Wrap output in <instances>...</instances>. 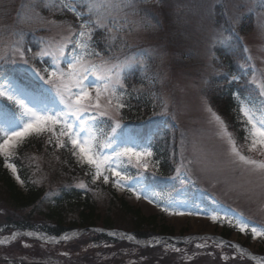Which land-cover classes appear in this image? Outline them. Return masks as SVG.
I'll list each match as a JSON object with an SVG mask.
<instances>
[{
    "label": "rangeland",
    "instance_id": "rangeland-1",
    "mask_svg": "<svg viewBox=\"0 0 264 264\" xmlns=\"http://www.w3.org/2000/svg\"><path fill=\"white\" fill-rule=\"evenodd\" d=\"M50 2L51 0H0V56L11 55L10 51L4 47V42L5 40L14 39V37L10 36V31L18 27H23L25 31L24 48L26 45L25 42H27L28 37L31 36L32 40L36 42V53L40 51L45 42L49 39L54 37L59 40L62 35H67L66 26L68 23H72L74 26L78 27L81 21L77 20L74 13L69 12L67 9L60 10L57 7H46L45 5ZM55 2L59 4L60 0H55ZM87 3L88 0H76V4L80 11L86 10L84 7H80V5H86ZM138 7L141 10L140 15L134 17V19L140 25V30H134L132 34L128 36L127 47L129 49L134 48L131 55L134 54L147 58L149 68L155 73L159 71L161 76L164 77L163 83L154 82L156 87L150 88L147 94L150 99H153H151L152 107L162 102L161 98L167 101V103L172 104V109L175 111L174 115L177 117L180 126H182L186 133L185 140H187V142L184 143V147L186 148L185 152L193 160L192 167L196 173V177L198 176V182L204 186L205 184L209 186L211 192L215 196L226 201L233 210H241L244 216L250 217L252 221L258 220V222L264 223V211L260 210L261 207L264 206V195L249 182L252 178L248 176L240 166L230 163V159L227 156L225 140L218 134L219 125L213 119L212 114L207 110L208 107L211 109L212 107L210 104L211 101L205 93L209 77L220 72L214 71L212 68L208 67L209 61L205 55L207 39L215 30L221 28L217 24L221 23L223 26L225 25V27L228 26V17L231 16L239 15L241 23L242 20H248L247 17L244 16H248L252 14L251 12H254L255 28H250L247 34L242 38L243 42L250 50L252 61L256 67L250 81L253 75H255L259 81L260 73L264 72V31H262V28H264V12L257 11L260 7V0H161V2L160 0H145V2L140 3ZM35 12H39L47 19L57 21L58 24L60 22H63V24L61 26L41 25L39 23L18 25V13L28 16L34 15ZM216 17H218L217 24H215L214 20ZM87 18V16L83 17V19ZM240 23L238 25H240ZM238 25L236 27H238ZM117 43L119 44V41ZM72 47V45H69L65 54H72ZM28 49L31 48L28 47L26 49L29 55L30 53H32V55L35 54L34 48L31 49L32 52L28 51ZM115 49L116 48L113 50ZM26 51L25 56L29 59V65L24 64L20 60L19 55H16L14 57L17 61L15 66L28 72L33 79L43 81L35 72V69L39 68L30 60ZM35 57L41 65L46 66L44 69L51 70L52 63L50 57L41 58L37 55H35ZM213 63L216 69H222L218 66L220 61H213ZM66 64L67 62L64 63V65ZM31 65H34V68ZM43 71L42 73L40 72V75H44L45 72L43 73ZM254 86L257 89V86ZM42 88L46 91L48 96L55 95L50 85H43ZM28 91L35 96L41 94V92H39V94L33 89H28ZM129 93L131 92L129 91ZM133 96L137 97L138 95L133 93ZM128 102L129 99L127 104ZM237 104L238 112L235 113V117L242 123L241 127L245 133L244 118L239 112V101H237ZM157 107L159 108V104ZM124 109H126V107ZM162 109L163 108H161V114L166 117ZM212 112L224 121L228 131L231 132L236 139L237 137L232 128V124L226 120L225 116L220 115L215 109H212ZM122 117L123 119L127 117L124 111H122ZM2 119L3 117H1V120ZM122 123L124 122L122 121ZM98 129L101 130V128ZM40 137L45 139L44 136ZM237 141L242 145L244 143L243 136L239 137ZM17 154L19 156L17 160L30 161L37 152H33L32 147L28 144H23L18 149ZM33 161L39 164V168H36V170H39V173L35 174V177L38 179L36 180L39 181L41 185H46V188L50 190L67 181H72L75 185L81 181L86 183L87 177L85 172L87 169L81 168L76 163L74 157L73 162L78 165V167H75L80 169L81 174H76L74 177L69 176L68 173L72 168L71 165H68L67 168H65V166L63 167L65 170L64 172L61 170L64 177H59V179H56V175L53 174L56 170L60 169L58 165L60 166L62 162L59 160V155L57 153H49L47 150H43L33 158ZM159 165L160 161L152 156L148 158V168L146 170H157ZM181 165L182 163L180 166ZM180 166L178 165V168L182 171ZM135 168L141 170L137 173L139 176L132 177L133 173L127 168V176L129 179L123 187H114L112 178H110L108 184L111 183L113 188L116 189L117 194L123 196L131 205L138 206L141 209V213L145 216L156 215V223L161 224L164 221L167 225L172 226L175 229V235L171 238L155 236L143 242H137L131 237L132 235H127L128 241L139 246L148 245L149 247H156L160 245L162 246L161 250L163 253H167L168 251L175 253V255L171 254L174 259L183 260L192 255V251L187 247L191 241H207L206 239L208 238L212 240L213 243L223 246V251L228 253H231L229 250H235L240 254V249L231 247L229 244L239 245L241 249H244L245 254L243 258L239 257V264H260L261 258H264V238H253L250 233H240L236 227L226 222L225 214H227V218L233 219V223H235L234 218L237 217L238 214L220 207H213V210L208 209L207 206L200 204L203 195L199 193L196 194V205L189 204L181 195L174 201L175 203L168 204V202H166L165 205L159 206L153 202L154 199H157L153 190L142 184L141 178L144 177L145 169ZM7 171L13 178H16L9 169H7ZM130 187L135 188L136 192L141 193L139 198L132 191H129ZM97 197L99 198L97 199L98 201L104 198L100 190H97ZM145 197H147V199ZM6 202L7 201L2 197L0 199V208L2 205H4L3 208H6ZM212 205H214V202ZM3 208L1 210V215L5 214ZM164 208H168L169 211H164ZM174 212H183L185 214L174 215ZM188 213L192 214L189 215ZM213 213L220 216L218 221L212 219ZM5 224L8 225L7 223ZM6 228H9V226H1L0 224V238H7V236H4L1 232L2 229L4 230ZM77 230L79 229L71 231L75 233V235L67 234L64 240L70 241L74 236L77 237L81 233ZM95 230L104 232L103 229L99 228ZM229 230L233 232L229 239L225 240L222 235L228 233ZM108 234L117 239L125 237L118 231H109ZM19 236L14 234V237ZM14 239L16 238L11 240ZM168 239L171 242L168 241ZM21 242L24 244L16 243L17 245L14 247L3 246L0 248V264H4L5 261H8L9 264L63 263L59 262L60 260L56 259V257H51L48 262L33 261V257L31 256L33 244H28V242L23 239H21ZM178 244L184 247H176ZM176 249L180 251H176ZM87 252H89V255H102L104 261H107L108 258L114 257V254L120 252L126 257L120 258L117 256L116 259L118 261H115L114 264H119L126 259L127 263L124 264H135L137 262V260L131 257L128 258L127 255L129 254L127 248L117 249L112 242L105 240L101 241V239L97 238L90 240L88 236L79 244L75 243V251H71L70 247L62 246L56 256L65 260L66 258H72L73 260L75 258L74 264H92L85 258ZM208 264L217 263L214 261L209 262L208 260Z\"/></svg>",
    "mask_w": 264,
    "mask_h": 264
},
{
    "label": "snow or ice",
    "instance_id": "snow-or-ice-1",
    "mask_svg": "<svg viewBox=\"0 0 264 264\" xmlns=\"http://www.w3.org/2000/svg\"><path fill=\"white\" fill-rule=\"evenodd\" d=\"M142 2L145 0H88L86 5H80L85 11L79 10L76 0H60L59 4L51 0L45 5L48 8L67 9L81 22L78 27L68 23L67 35H62L59 40L54 37L49 39L35 54L41 58L50 57L52 60L51 70L44 69L46 75H40L39 69H35V72L45 84L51 86L54 96H48L44 90L39 96H35L12 77L0 75V98L18 109L14 113L7 108L3 111V119L0 120V159L21 184L24 181L21 180L14 161L19 159L18 149L31 136H44L46 143L52 145L55 151H68L81 168L87 169L85 175L90 176L94 185L98 181L108 184L112 178L114 187L121 188L129 179L128 165L145 170L148 168V158L154 155L151 145L124 131L122 110L128 106L127 101L131 96L125 79L136 69L143 79L150 82L163 83L164 77L159 71L149 76L148 59L143 56H105L97 50L93 38L100 31L106 41L107 51L112 52L114 48H118L122 52L128 46V36L134 30H140L134 17L140 15L138 5ZM260 7L264 9V0H260ZM84 16L88 18L83 19ZM35 23L53 26L63 24L43 17L39 12L28 16L18 13V25ZM227 23V28L222 26L207 39L205 55L209 61L208 67L214 71H220L213 63L219 60L215 50L218 47H231L233 40L242 41L236 31L240 16L228 17ZM24 35L23 27L10 31V36L14 39L5 40L4 47L11 55L0 56V61L15 64L17 61L14 57L19 55L20 60L29 65V59L25 56ZM69 45L73 46L72 57L67 61L66 67H61L65 63L64 56ZM244 51L249 53L248 66L255 71L247 47ZM31 66L34 68V65ZM239 66L245 67L243 64ZM231 80L238 81L239 77L232 75ZM250 83L257 86L261 99L258 102L251 96L241 99L240 94L236 93L246 133L242 145L228 131L224 121L210 107L207 110L219 125L218 134L225 140L230 163L240 166L252 178L249 182L264 195V72L260 73L259 81L253 75ZM133 91L139 93L141 89ZM161 100L167 111V102L163 98ZM98 123H109V132L104 133L98 129ZM177 173H180L179 168ZM76 187L91 190L83 181ZM129 191L138 198L141 195L135 188L130 187ZM163 210L169 211L168 208ZM260 210L264 211V206ZM225 218L240 233H250L253 238H264V223L257 224L243 213L234 218L235 223L233 219L227 218V214ZM212 219L218 221L220 216L213 213ZM230 246L240 249L241 258L244 257L245 251L239 245ZM260 264H264V258H261Z\"/></svg>",
    "mask_w": 264,
    "mask_h": 264
},
{
    "label": "trees",
    "instance_id": "trees-1",
    "mask_svg": "<svg viewBox=\"0 0 264 264\" xmlns=\"http://www.w3.org/2000/svg\"><path fill=\"white\" fill-rule=\"evenodd\" d=\"M221 25V23H219ZM250 23H242L241 30H250ZM216 55L219 56L227 65V71L230 75H238L243 79L241 68L238 64L240 57L243 55L242 47L239 42L232 41L231 47L220 48L216 50ZM134 81H136L134 77ZM205 93L211 101L212 107L224 115L231 112L233 109V90L243 92V81L235 82L225 76L212 77L206 86ZM152 101L145 96L143 100L135 105V109L129 113L131 123L134 125V132L144 137L147 134H152V141L154 146L163 153L167 158L171 147L169 146L170 136L169 132H165L163 126L160 124L154 125L149 130L145 126L148 120L155 118L154 113H151ZM136 111V113L134 112ZM133 113V114H132ZM150 114H153L150 118ZM33 152L37 154L46 148L42 141L35 140L29 144ZM170 147V148H169ZM52 150V149H51ZM165 157V158H166ZM65 161L58 165L59 170L53 174L56 179L64 177L61 170H63ZM17 164L19 162L17 161ZM28 168L22 163L20 166V178L24 181L19 185L17 180L2 167V160L0 159V196L7 201L0 208V224L1 226H9L16 228H38L43 226L48 233L60 234L65 230L74 228H86L91 226H102L105 228H119L130 231L138 239H146L153 235H174L175 229L167 225L164 221L161 224L157 222V216H145L141 213L138 206L131 205L122 197H118L117 193L110 186H93L95 192H87L85 190L67 188L66 186H55L51 188H43L36 180L37 177L33 174V169L39 166L38 162L30 160ZM64 172V170H63ZM73 174H78L75 170ZM37 181V182H36ZM155 188L162 189L160 183H154ZM57 188V189H56ZM104 195L102 202L98 201L97 190ZM47 194L49 198H47ZM52 195H54L52 197ZM0 198V199H1ZM4 209L5 214L1 215V210ZM7 223L8 225H6ZM39 229V228H38ZM232 233L228 231V236ZM88 238H94L109 241L115 244L117 249H128V258L137 260L135 264H208V260L215 263L220 262V252H217L210 247L208 250L195 251V254L183 259H174L171 256L172 252L163 253L161 248H139L129 245L126 242L116 241L103 234H89ZM82 241V240H81ZM80 241V242H81ZM87 243V242H86ZM75 251V245L72 248ZM114 257H110L107 261L103 260L102 255H89V252L84 256L87 261L92 264H114L118 261L116 258L126 257L124 254L117 252ZM237 263V261L233 260ZM127 263V259L119 264Z\"/></svg>",
    "mask_w": 264,
    "mask_h": 264
}]
</instances>
